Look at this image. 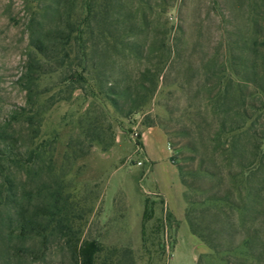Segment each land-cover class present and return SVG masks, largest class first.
<instances>
[{"label":"rangeland","instance_id":"1","mask_svg":"<svg viewBox=\"0 0 264 264\" xmlns=\"http://www.w3.org/2000/svg\"><path fill=\"white\" fill-rule=\"evenodd\" d=\"M86 3L0 0V135L25 146L30 131L16 115L25 109L35 115V144L49 146L28 175L10 172L17 207L0 208V264H77L72 250L90 252L88 244L98 250L94 264H250L245 235L264 264V201L246 216L202 205L226 194L227 173L238 172L219 155L230 138L222 128L245 122L264 161V0H93L106 40L79 42ZM30 25L46 60L30 46ZM33 77L29 99L23 83ZM226 91L222 107L216 94ZM132 101L138 109L128 114ZM147 129L171 152L152 170L139 141ZM162 183L169 204L155 188ZM49 194L61 195L71 232L62 237L40 219L44 233L16 238L21 206L30 216ZM188 220L206 229L218 254Z\"/></svg>","mask_w":264,"mask_h":264},{"label":"trees","instance_id":"2","mask_svg":"<svg viewBox=\"0 0 264 264\" xmlns=\"http://www.w3.org/2000/svg\"><path fill=\"white\" fill-rule=\"evenodd\" d=\"M92 1L93 0H89V4L86 3V15L83 20L84 26L79 24V42H82V38L85 35L93 38L95 34L106 40V28L100 23L99 13L97 10H93L94 7H92ZM100 9L104 17L107 18L108 7H100ZM103 19L105 20V18ZM29 29L31 35L30 46L35 51H37L41 58L46 60V56L41 49L43 43L39 41L40 36L37 29H35L32 25H30ZM72 32L73 31L68 32L70 33L69 35H71ZM64 45L68 46L69 43L67 42ZM82 47V44L79 43L80 55L78 67L79 70L84 72L87 63V53ZM222 77L223 76H221V79ZM236 77H238L240 81H248L246 78H240L239 76ZM36 79L37 78L33 77L32 79H28L29 81L26 80V82L23 83L24 90L27 92L29 99L33 92L31 85L33 80ZM79 79L80 82L83 81L86 83V79L82 76V74L79 75ZM259 93L263 94L264 91L260 90ZM221 94L222 93L220 92L216 94L217 103L222 101L220 105L225 107L228 91H226L222 97H220ZM116 95L120 96V94ZM27 103L31 107L30 102ZM137 107L138 106L135 105V102L132 101L130 107L128 108V114L135 112L138 109ZM21 111L22 113L16 114L19 119L17 120L19 123L24 124L28 131H30V136L27 142L25 144L23 143L25 146H17V143H19L18 140H12L9 142L6 132L3 135H0V143L5 145V151L0 152V179H4L2 184H0V188L3 189V193L0 194V208L6 211H15L17 207L15 206L16 202L14 200L15 194L13 192V188L11 187L12 182L8 181L10 172L12 170H20L24 171V173L28 175L31 172L32 167L36 165V162H43V159L47 153L46 149L49 147L44 143H40L38 145L35 144V139L38 136L35 115H33L31 111H26L25 109H22ZM231 111L233 110L227 108L225 112L227 113ZM234 114L240 113L237 112ZM241 116L242 121L248 119L244 113H242ZM233 125L234 124H232V126ZM221 131L224 135H229L230 138L228 139V144H226V147L218 145L219 155L226 161L229 167L236 165L238 167V172L232 173V171H229L227 173V177L232 182V185H230L226 194L220 197H215L212 200L205 199V202H203L202 205L210 201L218 202L221 206H223L220 208H227L229 212L233 213V211H236L240 216H246L247 214L255 211L260 201H264V161H262V159L259 157V146H255L254 142L252 144L250 143V141L253 140L256 135L255 133H251L252 128L250 126L247 127L245 122H242L240 126L235 128L230 127L228 131L223 130V128ZM242 138L248 140V144H246L244 147H240ZM8 144H11V148L8 146ZM21 151H23V153H21ZM49 163H51V160H49ZM49 195L50 203L47 204L48 202H44L41 205L34 207L30 212V216V208L28 204L23 205L24 207L21 206L20 212H18L20 219L17 222V232L15 235L16 238L26 239L32 235L44 233L46 229L39 230L40 225L38 224V220L40 219H47L48 227L54 224V227L51 229L57 231L62 237L68 236V232H71V228H69L67 225V217H60V213L65 211V202L61 201V195L59 194ZM234 197L237 200V203L232 202ZM190 204L192 205L193 203L191 202ZM188 223L192 234L197 236L203 242L207 243L213 249L214 253L218 254L217 248L213 244L214 242L212 241V238L206 229L203 228L200 230L199 224H194L190 220H188ZM13 233L15 232L10 230L8 234L12 235ZM252 242L253 241L251 237L249 235H245L241 240V246L245 251L244 256L248 259L247 261H250V264H258L259 259L254 252L255 247L252 245ZM87 247L90 248V252L84 251V246H82L80 250H72L77 264L79 263V259L81 261L80 264H94V256L98 253L97 247L92 244H88Z\"/></svg>","mask_w":264,"mask_h":264},{"label":"crops","instance_id":"3","mask_svg":"<svg viewBox=\"0 0 264 264\" xmlns=\"http://www.w3.org/2000/svg\"><path fill=\"white\" fill-rule=\"evenodd\" d=\"M139 141L142 146L144 164H147L150 170L156 168L160 162H163V160L165 159L170 160L171 152L168 149L165 137L161 132L157 130H153V129H147L146 131H142L140 133ZM164 145H165V148H164ZM171 168H172L174 175L178 177V180L180 182L179 174L172 164H171ZM163 185L165 184L162 183L159 186L155 185V188L161 193V195H163L167 204H169V201L163 189ZM180 193L182 196V193H183L182 186L180 189Z\"/></svg>","mask_w":264,"mask_h":264},{"label":"built area","instance_id":"4","mask_svg":"<svg viewBox=\"0 0 264 264\" xmlns=\"http://www.w3.org/2000/svg\"><path fill=\"white\" fill-rule=\"evenodd\" d=\"M138 165H141V163H138Z\"/></svg>","mask_w":264,"mask_h":264}]
</instances>
